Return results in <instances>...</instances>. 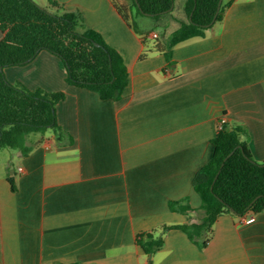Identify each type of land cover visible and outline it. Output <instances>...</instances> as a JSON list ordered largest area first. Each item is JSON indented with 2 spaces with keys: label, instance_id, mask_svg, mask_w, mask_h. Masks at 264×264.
<instances>
[{
  "label": "crops",
  "instance_id": "crops-1",
  "mask_svg": "<svg viewBox=\"0 0 264 264\" xmlns=\"http://www.w3.org/2000/svg\"><path fill=\"white\" fill-rule=\"evenodd\" d=\"M33 1L78 14L80 31L121 54L128 84L121 99H101L68 84L62 60L45 50L4 68L10 83L64 93L55 108L67 135L60 144L51 131L32 133L27 155L0 154V264H264V211L249 224L221 213L203 247L181 229L167 230L151 256L136 244L141 233L197 221L168 203L200 207L191 181L214 153L220 118L243 128L252 158L264 161V0H224L221 19L175 45L169 61L162 52L140 59L145 34L112 0ZM176 1L165 34L186 21V0L178 15Z\"/></svg>",
  "mask_w": 264,
  "mask_h": 264
},
{
  "label": "trees",
  "instance_id": "trees-1",
  "mask_svg": "<svg viewBox=\"0 0 264 264\" xmlns=\"http://www.w3.org/2000/svg\"><path fill=\"white\" fill-rule=\"evenodd\" d=\"M175 0H112L120 16L136 32L133 17L151 18L166 27ZM219 0H186V21H181L164 44L144 35L140 59L149 52H162L169 61L171 49L192 37L205 35L207 28L218 22L224 11V0L217 13ZM54 3L53 6H55ZM217 13V15H216ZM216 15L215 21L213 19ZM81 17L72 12L57 14L33 0H0V149L8 148L27 155L29 134L51 131L61 144L67 133L57 122L56 104L64 93L41 88L29 89L10 83L4 68L23 65L45 50L58 56L66 68L68 84L93 90L101 99L119 100L128 84V70L121 54L110 47L93 29H84ZM245 130L227 124L217 129L212 140V157L194 175L192 188L200 195L201 205L193 208L188 198L169 201L170 211L200 213L196 222L164 225L159 234L141 233L136 244L149 256L162 248L169 229H181L201 247L208 242L212 226L221 213L243 216L264 211V161L252 158ZM71 142V140H69ZM218 176L214 181L216 174ZM148 264H151L149 261Z\"/></svg>",
  "mask_w": 264,
  "mask_h": 264
},
{
  "label": "rangeland",
  "instance_id": "rangeland-1",
  "mask_svg": "<svg viewBox=\"0 0 264 264\" xmlns=\"http://www.w3.org/2000/svg\"><path fill=\"white\" fill-rule=\"evenodd\" d=\"M181 0H177L176 1V8H175V12L174 14L175 15H178L179 14V3H180ZM151 18H148V17H142V16H137V17H133V21L138 29V32L139 34H148L149 32H156L158 35H159V40L160 42L162 43H166L167 42V39L168 37L170 36V32H168V34L166 33L165 34V29L162 27V26H158L154 23L153 20H150ZM153 21V23H152ZM144 30H152V31H149V32H144ZM154 41L153 40H149L147 43H153ZM10 149L8 148H2L0 149V154L1 156L3 155V153H6L8 152ZM200 213H197L194 215V217L196 219H198L200 217Z\"/></svg>",
  "mask_w": 264,
  "mask_h": 264
},
{
  "label": "built area",
  "instance_id": "built-area-1",
  "mask_svg": "<svg viewBox=\"0 0 264 264\" xmlns=\"http://www.w3.org/2000/svg\"><path fill=\"white\" fill-rule=\"evenodd\" d=\"M158 35L156 32H149L146 37L148 38H156ZM227 124L226 119L224 117L220 118L218 121L217 129H222ZM240 221L242 223H253L255 221V213H251L249 216H240Z\"/></svg>",
  "mask_w": 264,
  "mask_h": 264
},
{
  "label": "water",
  "instance_id": "water-1",
  "mask_svg": "<svg viewBox=\"0 0 264 264\" xmlns=\"http://www.w3.org/2000/svg\"><path fill=\"white\" fill-rule=\"evenodd\" d=\"M221 3H222V0H219L218 8H217V13H218V11H219V9H220V5H221ZM217 13H216V15H217ZM216 15H215V17H214V19H213V22L215 21ZM217 176H218V173L216 174V176H215V178H214V181L216 180Z\"/></svg>",
  "mask_w": 264,
  "mask_h": 264
}]
</instances>
